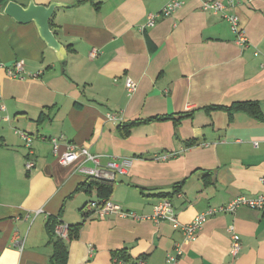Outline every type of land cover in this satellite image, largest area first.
I'll use <instances>...</instances> for the list:
<instances>
[{
    "label": "crops",
    "instance_id": "0c3cea01",
    "mask_svg": "<svg viewBox=\"0 0 264 264\" xmlns=\"http://www.w3.org/2000/svg\"><path fill=\"white\" fill-rule=\"evenodd\" d=\"M9 1L72 6L52 19L65 64L34 23L0 9V264H57L51 216L80 227L67 264H117L120 251L129 264H167L177 246L180 264H264V210L210 216L194 240L151 219L163 199L185 225L239 196L264 195V0H220L238 17L246 45L222 13L203 10L214 0H188L154 27L149 15L169 0ZM20 60L24 78H11L7 69ZM127 78L137 83L131 95ZM242 102L257 103L263 118L225 110ZM161 117L170 119L152 120ZM132 121L139 124L127 134ZM21 133L32 137L30 148ZM53 138L59 154L85 147L102 167L126 161L127 172L99 198L82 187L89 177L76 165L59 164ZM106 200L139 218L84 216L88 203ZM233 233L242 246L235 258Z\"/></svg>",
    "mask_w": 264,
    "mask_h": 264
},
{
    "label": "built area",
    "instance_id": "2783aa9c",
    "mask_svg": "<svg viewBox=\"0 0 264 264\" xmlns=\"http://www.w3.org/2000/svg\"><path fill=\"white\" fill-rule=\"evenodd\" d=\"M188 0H169V2L163 7V9L158 13H153L149 15L147 26L154 27L156 25L157 19L164 17L169 18L173 16L179 9H181ZM230 1V0H229ZM204 11H212L214 13H222L223 18H225L232 27V31L237 35V42L240 45H246L247 39L243 30L240 27L239 19L236 15H227L224 13L225 5L220 0H214L210 2L203 3ZM25 64L24 61L20 60L15 62L13 67L7 69V73L11 78L22 79L24 78ZM38 75H34L37 77ZM125 87L128 94H133L137 89V83L131 78H127L125 82ZM4 109V106H1ZM109 119L116 121L117 118L114 115H109ZM21 137L25 140L27 147H31L32 137L21 133ZM53 144L54 154L58 157L59 164L63 166L76 165L79 172L90 178L100 179L104 181H114L117 173L125 174L128 163L126 161L122 163H117L115 161L109 162L106 167L101 165V157L94 155L88 148L80 147L77 148L73 145L67 146L64 153L59 154L60 145L57 138L51 139ZM258 145V143H255ZM91 163L93 168H87L85 165ZM33 163H27V168L31 169ZM241 208H249L252 210L263 211L264 210V195H259L257 197H247L239 196L231 200L228 204L218 207L210 208L206 213L198 215L191 223L181 225L174 212L173 205L170 200L163 199L154 208V213L151 219L156 222L169 221L174 225V228H178L183 231L185 237L190 240H194L200 230L202 229L204 223L210 216L215 214H228L235 213ZM84 214L89 216L91 213H98L101 217L111 214L118 213L121 217L138 219L139 217L134 213L123 212L122 208L114 204L111 201H96L90 202L83 208ZM56 236L59 239L67 241L69 238V227L68 225L58 224L55 229ZM233 243L231 247L230 254L232 257H237L242 249L240 237L233 233ZM183 255L182 249L177 246L173 252L167 255V264H180V259ZM117 264H129L124 260H116ZM132 264H146L144 258L138 259Z\"/></svg>",
    "mask_w": 264,
    "mask_h": 264
},
{
    "label": "trees",
    "instance_id": "16d2710c",
    "mask_svg": "<svg viewBox=\"0 0 264 264\" xmlns=\"http://www.w3.org/2000/svg\"><path fill=\"white\" fill-rule=\"evenodd\" d=\"M7 2L8 0H0V9L5 8V6L7 5ZM51 28H52V24H51ZM210 109L214 110V109H223V108L212 107ZM225 110H227L230 114H232L234 111L244 110L257 119L263 118L260 106L255 102L235 103L234 105H232V107L225 108ZM168 119H170V117L155 118L152 120H168ZM138 124H139V121H132V122L127 123L124 127V129L126 130V133L129 134L130 130ZM82 187L86 188L87 192H90L92 189L95 188L99 198H104L108 196L112 191V183L104 181V180H100V179L90 178V177L82 185ZM84 216H87V215L84 214ZM57 225H58V218L54 216L49 217L46 223V229L50 237V241H53L54 243V254L52 256V259H54V261H56L57 264H67L68 242L78 237L80 227L79 225H73V226L68 225L69 238H68V241L66 242V241H63L62 239H59L56 236L55 229ZM115 256H118L120 260L126 259L128 262L125 251H120L116 253Z\"/></svg>",
    "mask_w": 264,
    "mask_h": 264
},
{
    "label": "water",
    "instance_id": "95a60500",
    "mask_svg": "<svg viewBox=\"0 0 264 264\" xmlns=\"http://www.w3.org/2000/svg\"><path fill=\"white\" fill-rule=\"evenodd\" d=\"M72 5L51 3L49 6H41L30 1L26 7L9 1L4 9V14L14 19L19 24L34 23L41 39L47 47L53 50L61 64L68 60L66 47L56 38L51 28L52 19L59 8H70Z\"/></svg>",
    "mask_w": 264,
    "mask_h": 264
}]
</instances>
